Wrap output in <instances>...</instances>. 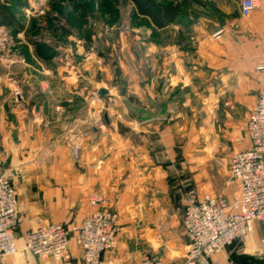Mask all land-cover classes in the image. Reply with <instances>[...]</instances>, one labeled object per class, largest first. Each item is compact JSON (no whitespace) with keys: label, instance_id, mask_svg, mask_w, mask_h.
Here are the masks:
<instances>
[{"label":"crops","instance_id":"0c3cea01","mask_svg":"<svg viewBox=\"0 0 264 264\" xmlns=\"http://www.w3.org/2000/svg\"><path fill=\"white\" fill-rule=\"evenodd\" d=\"M181 8L175 23L160 30L150 24L148 38L173 39L163 43L156 36L150 43L148 104L108 103L120 98L103 81L93 83L90 61L83 66L89 74L62 66L56 56L47 68L50 57L18 50L26 44L22 38L14 42L18 49L0 55V174L15 189L19 215L17 253L0 264H85L73 229L101 209L114 212L120 227L102 264L154 257L179 263L186 183L193 179L197 193L237 199L238 190L225 181L232 156L250 148L245 123L264 93V70L257 69L264 66V0L247 17L240 0H181ZM180 107L197 110L202 124L192 149L189 133L175 132L185 120ZM95 197L102 203L93 205ZM47 224L69 229V262L23 251L24 235ZM251 234L259 241L256 252L264 253L261 226ZM226 254L215 253L212 264Z\"/></svg>","mask_w":264,"mask_h":264},{"label":"rangeland","instance_id":"374dc122","mask_svg":"<svg viewBox=\"0 0 264 264\" xmlns=\"http://www.w3.org/2000/svg\"><path fill=\"white\" fill-rule=\"evenodd\" d=\"M174 1L179 5L181 3V0ZM0 11L8 12L12 16L14 23L18 25L17 28L0 25L1 56L6 53L8 47L18 49L17 47L20 45H16L15 40L22 38L26 44L18 50L21 53H32L36 59H41L44 53L47 58L50 56V59H47L45 63L47 68L54 66L51 58L56 56L59 60L57 62L62 66L68 67L71 65L74 70L83 74H89L83 71V66L88 60L92 64L88 68L91 69L90 71L93 74V83H97L100 86V81H103L108 87L116 90L115 93L119 96L120 101L117 100L116 103L106 101L110 104H148L147 101L150 98L148 91L149 83L147 82L149 81L150 43L156 44L157 39L160 37H162L163 43H165L164 40L170 41L173 39L169 36L167 38L166 34L148 38L147 34L152 30L149 21L139 17L133 11V6L125 0H0ZM142 37H146V39L143 40ZM177 41L179 42L180 38ZM141 42L144 44H141ZM16 49H14V53H17L18 50ZM107 75L110 76L109 81L104 80ZM196 105L191 104L192 107H196ZM181 107L178 109V112L185 116V120L183 121V125H180V123L176 124L175 132L181 133V128H183V133L188 132L192 149L194 145H197V139H194L192 134L195 135L197 130L202 127V124L197 117V110H188L185 107L182 109ZM174 116H176V113ZM186 121H189V123L194 121V125L186 124ZM74 149H78L79 152L78 147L75 146L72 152ZM194 152L193 150L190 151V159ZM73 158L77 160L78 155L75 157L73 154ZM180 158L178 157L177 163L181 161ZM183 160L187 162L185 158ZM227 173L225 185L238 190L237 184L230 181L229 163ZM212 176L215 177V174L207 173V178H212ZM202 180L204 181V179ZM198 184H201V182H197ZM186 185L189 188L186 193L185 205L190 196L199 200L206 196L219 195V193L211 194L209 192L197 193L196 182L193 179L188 181ZM180 186V184H177L175 190H179ZM95 199L99 201L95 202ZM101 203V197H95L92 200L93 205ZM184 208H182L183 212ZM97 211H106L114 215L117 222V216L114 212L107 209ZM18 224L19 215L14 236ZM80 224L74 229L78 228ZM59 225L64 226L69 234L67 226L63 224ZM74 229L73 232L76 235ZM251 233L220 251L221 253L227 252V257H221L217 264H264V253L256 252L260 249L259 241L253 240ZM185 240L186 248H184L185 251L182 254H179V263L183 262L187 255L188 242L186 237ZM228 250H231V253H228ZM152 259L161 260L157 257L147 260ZM204 264H212L210 258Z\"/></svg>","mask_w":264,"mask_h":264},{"label":"built area","instance_id":"2783aa9c","mask_svg":"<svg viewBox=\"0 0 264 264\" xmlns=\"http://www.w3.org/2000/svg\"><path fill=\"white\" fill-rule=\"evenodd\" d=\"M257 4L258 0H240L241 16H249ZM257 69L264 70V66ZM246 131L250 148L234 154L229 162L230 181L238 186L237 199L228 202L222 195L199 200L190 196L182 220L187 255L176 264H204L215 253L251 233L255 224L264 231V93L248 115ZM73 154L76 157L78 149ZM17 222L16 192L8 177L0 175V258L17 253ZM74 231L85 264H102L101 256L115 247L119 227L114 215L97 211ZM261 244L264 245V237ZM23 251L42 259L69 262L68 231L59 224L41 226L24 235ZM139 264L166 263L152 259Z\"/></svg>","mask_w":264,"mask_h":264},{"label":"trees","instance_id":"16d2710c","mask_svg":"<svg viewBox=\"0 0 264 264\" xmlns=\"http://www.w3.org/2000/svg\"><path fill=\"white\" fill-rule=\"evenodd\" d=\"M125 1L129 2L133 6V11L139 17L147 19L150 24H152L156 29L159 30L178 21L182 14L181 3L179 5L177 3H174L173 0ZM0 18V25H6L16 28L18 27V25L14 23L12 16L8 12L0 11Z\"/></svg>","mask_w":264,"mask_h":264},{"label":"water","instance_id":"95a60500","mask_svg":"<svg viewBox=\"0 0 264 264\" xmlns=\"http://www.w3.org/2000/svg\"><path fill=\"white\" fill-rule=\"evenodd\" d=\"M219 32H220V29L217 30L216 32H214V33H213V36L216 35V34H218ZM105 94H106V90H105V89H102V90L100 91V96H103V95H105Z\"/></svg>","mask_w":264,"mask_h":264}]
</instances>
